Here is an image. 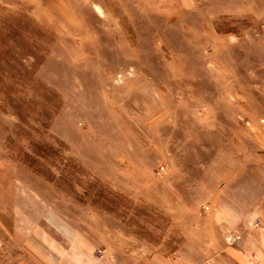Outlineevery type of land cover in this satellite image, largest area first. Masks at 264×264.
<instances>
[{
  "label": "rangeland",
  "instance_id": "1",
  "mask_svg": "<svg viewBox=\"0 0 264 264\" xmlns=\"http://www.w3.org/2000/svg\"><path fill=\"white\" fill-rule=\"evenodd\" d=\"M20 15L0 264H264V0H0L3 39Z\"/></svg>",
  "mask_w": 264,
  "mask_h": 264
},
{
  "label": "trees",
  "instance_id": "2",
  "mask_svg": "<svg viewBox=\"0 0 264 264\" xmlns=\"http://www.w3.org/2000/svg\"><path fill=\"white\" fill-rule=\"evenodd\" d=\"M17 21H24V25H22L23 29H27L31 27V24L33 23V21L31 19H29L26 15H20L19 17H15V18H8L5 21H3L4 23H2V29L3 31H5V39H3L1 36V31H0V43H4L6 44V38H10V34L12 33V38H17L16 36V30L15 27L17 29V27H19L20 23H16ZM16 23V24H14ZM8 40V39H7ZM18 42V40H16ZM21 41V39H20ZM34 55H32L33 57Z\"/></svg>",
  "mask_w": 264,
  "mask_h": 264
},
{
  "label": "crops",
  "instance_id": "3",
  "mask_svg": "<svg viewBox=\"0 0 264 264\" xmlns=\"http://www.w3.org/2000/svg\"><path fill=\"white\" fill-rule=\"evenodd\" d=\"M231 254H234L235 257H238V256H239L240 258L243 257V256L240 255L237 251H234V252L232 251ZM243 258H244V257H243Z\"/></svg>",
  "mask_w": 264,
  "mask_h": 264
}]
</instances>
